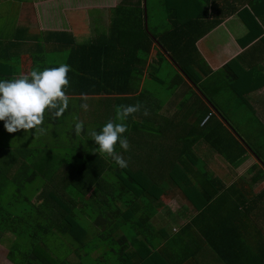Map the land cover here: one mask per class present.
Wrapping results in <instances>:
<instances>
[{
    "label": "trees",
    "instance_id": "16d2710c",
    "mask_svg": "<svg viewBox=\"0 0 264 264\" xmlns=\"http://www.w3.org/2000/svg\"><path fill=\"white\" fill-rule=\"evenodd\" d=\"M112 13L107 33L85 43L70 33H47L57 45L50 57L35 45L40 70L61 63L71 68L68 107L59 117L45 110L44 133L30 129L16 144L24 131L7 133L0 121V244L9 235L6 258L11 264H182L199 244L217 264H264V189L254 194L250 183L255 172L264 177V126L242 107L252 90L238 93L240 101L228 97L233 113L226 114L199 87L210 70L196 42L220 19L209 21L198 0H126ZM240 19L249 40L263 32L259 14L242 9ZM164 62L173 69L161 97L145 82L164 84L155 66ZM235 63L222 69L228 83ZM94 97L92 111L81 107ZM126 105L139 110L123 121L129 147L115 146L127 161L120 168L86 134H76L74 124L98 131L109 120L121 122L116 113ZM235 120L242 127L234 128ZM6 136L7 144L1 143ZM248 153L259 164L249 168L246 181L236 169ZM199 165H224L231 173L199 191L192 181ZM169 180L188 202L180 215L185 224L171 237L152 223ZM12 188L23 198L10 195ZM256 235L263 237L258 253L246 241Z\"/></svg>",
    "mask_w": 264,
    "mask_h": 264
},
{
    "label": "crops",
    "instance_id": "0c3cea01",
    "mask_svg": "<svg viewBox=\"0 0 264 264\" xmlns=\"http://www.w3.org/2000/svg\"><path fill=\"white\" fill-rule=\"evenodd\" d=\"M119 0H0V79H14L28 75L34 68H38L35 45H40L42 50L47 51L49 57L52 56L57 45L55 38L48 37L47 33H70L75 39L82 31H86L87 41L99 34H104L110 24V12L118 5ZM136 0H129V3ZM202 8L207 11L206 17L209 21L220 19L218 23L209 29L208 33L196 42V48L210 70V74L203 77L199 87L201 91L208 95L211 104L226 114L233 113L232 108L225 102L229 97L238 99V93L249 89L252 90L245 95V105L242 106L246 111L256 115L262 126H264V26L263 32L252 40L248 39V29L240 19L242 9L249 10L251 14H259L264 24V5H256L261 0H198ZM254 1L256 9L250 10L251 3ZM256 10V11H255ZM94 12L93 19L87 12ZM258 17V16H257ZM89 20V21H88ZM79 29V30H78ZM77 44H82L78 43ZM51 59V60H50ZM48 61L52 62V58ZM54 61H57L55 59ZM236 62L233 71L227 70L229 77L233 80L228 83L222 75V69L226 64ZM247 73H243L241 68ZM234 73L241 75L242 79L233 76ZM235 81V82H234ZM237 81V82H236ZM233 83L239 84L237 92ZM205 84V88L202 86ZM230 84V85H229ZM236 85V84H235ZM225 87V89H224ZM240 101V100H239ZM208 104L210 112L214 113V107ZM80 111H84L80 108ZM167 109H162L161 113H166ZM168 111L167 114H171ZM2 124L4 123L1 121ZM236 127H242V121L235 120ZM6 136V140H7ZM2 143V138H1ZM7 144V142H5ZM190 156V155H189ZM192 162L196 160V155L190 156ZM199 158H197V162ZM259 164L258 160L250 153L245 156L243 163L236 169L238 178L249 181L248 170L252 165ZM181 164H178L175 176H180ZM206 172V177L203 173ZM231 170L223 166H198L194 171L192 181L194 187H199V191L204 188H212L218 182L219 176L227 179ZM174 174V173H173ZM255 180L251 181L253 193H258L264 189V177L258 172L253 175ZM209 180L204 184L205 180ZM202 180V181H201ZM203 184V187H202ZM259 187V188H258ZM176 191L179 198L180 192L172 181H167L164 194L160 198L161 207H165L163 198L168 200V193ZM186 206L174 210L172 208L163 211V215L158 212L154 218L155 223L165 226L169 236H175L179 229L185 224L181 218ZM181 215V216H180ZM171 223V224H169ZM262 223V222H261ZM249 225V223H247ZM253 226V225H249ZM159 228V226H156ZM253 228H250L252 232ZM257 231V229H256ZM254 233V231H253ZM255 238V239H253ZM250 241V246L258 253L262 246L263 237L256 235L252 238L246 237ZM9 235L5 236L0 244V254L3 257L1 264H11L6 258L10 246ZM254 242V243H253ZM181 244V243H180ZM197 249L195 255L189 256L187 261L182 264H202L204 257L205 264H217L209 253L200 245L195 244Z\"/></svg>",
    "mask_w": 264,
    "mask_h": 264
},
{
    "label": "clouds",
    "instance_id": "9594fccd",
    "mask_svg": "<svg viewBox=\"0 0 264 264\" xmlns=\"http://www.w3.org/2000/svg\"><path fill=\"white\" fill-rule=\"evenodd\" d=\"M71 68L66 63L58 67L34 68L28 75L14 79H0V121H3L7 133L23 130L25 139L28 130L44 133L46 130L39 127L44 122L45 110L54 111L59 117L68 107L67 87L68 73ZM86 109L87 105H81ZM139 110L138 105L120 106L116 119L109 120L98 131L85 130L84 126L76 122L74 132L78 135L86 134L89 140L94 141L101 153L109 156L120 168L127 167V161L115 151V146L127 151L129 145L125 137L127 126L123 121Z\"/></svg>",
    "mask_w": 264,
    "mask_h": 264
},
{
    "label": "rangeland",
    "instance_id": "374dc122",
    "mask_svg": "<svg viewBox=\"0 0 264 264\" xmlns=\"http://www.w3.org/2000/svg\"><path fill=\"white\" fill-rule=\"evenodd\" d=\"M124 2H126V0H119L118 4H121V3H124ZM128 2H129V0H128ZM93 13L94 12H91V11L87 12V15H90V17H89L90 19H93V17H94ZM109 16H111V21H112V19L114 18V14L112 13V11L110 12ZM80 28H81L82 31L80 32V34H78L76 36V42L85 43L88 40V38H86V36H88V34L86 33V31H83L82 27H80ZM107 31H108V28L105 31H103V32L107 33ZM63 57H65V55ZM152 58H153V55H152L151 59ZM155 66L159 70L157 72V74H159V75H157V74L156 75L159 76V77L162 76V78L164 79V84L161 86L162 82L160 84H157L156 82H154L153 80L148 79V78H147L148 81H146L145 84H146V86H148V88L153 89L156 93H159V95L161 97H163L165 95V90H166L165 88L169 85V84H167V82L171 81V79H172L171 78V73H172L173 67L171 65H169V63H166V62L163 63V68H158L159 66L157 64ZM242 68H244V65H243ZM232 69H233V67H232ZM202 86L205 88V84H202ZM200 89H201V87H200ZM193 91H194V95H195L196 91L195 90H193ZM161 92H164V93H161ZM196 95H198V94H196ZM177 100L179 101V98ZM92 102L96 103V98L95 97L92 99L91 103L87 105V109H89L90 111H92V108H94ZM91 104H92V106L90 107ZM231 125L235 128L236 127L235 121L234 122L232 121ZM238 132H241V131L238 130ZM250 139L253 140L251 137H250ZM15 140H17V141H15L16 144H18L20 142H23V141H26V139L24 137H21L19 139H15ZM2 141L3 142H7L6 138L2 139ZM33 142H37V141H33ZM10 195H13V196H15L18 199H22L23 196H24L21 193H19L17 190H15L14 188L11 189ZM180 196H181V194H180ZM162 201H163V203H166V205L163 208H156V214L158 212H160L158 216L163 215L164 214L163 211H165L167 209L172 208L174 210H177V209L181 208L182 206H186V204H185L186 201L181 199V198H179V195L177 194L176 191H171L170 193H168V200L163 198ZM158 216H154V218L156 217V219H157ZM155 222L156 221H154V219H153L152 223L154 224ZM169 224H171V223H169ZM102 251L99 250L98 252L94 253L93 256L100 255V253ZM1 257H3L2 254H0V264L3 262ZM70 260H71V262H75V257L71 256L69 258V261Z\"/></svg>",
    "mask_w": 264,
    "mask_h": 264
},
{
    "label": "built area",
    "instance_id": "2783aa9c",
    "mask_svg": "<svg viewBox=\"0 0 264 264\" xmlns=\"http://www.w3.org/2000/svg\"><path fill=\"white\" fill-rule=\"evenodd\" d=\"M208 118V117H207ZM207 118H205L204 120H203V122L202 123H205L206 122V120H207Z\"/></svg>",
    "mask_w": 264,
    "mask_h": 264
}]
</instances>
